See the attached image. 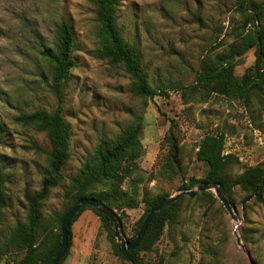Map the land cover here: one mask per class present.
Wrapping results in <instances>:
<instances>
[{
	"label": "rangeland",
	"instance_id": "1",
	"mask_svg": "<svg viewBox=\"0 0 264 264\" xmlns=\"http://www.w3.org/2000/svg\"><path fill=\"white\" fill-rule=\"evenodd\" d=\"M241 1L247 6L264 0H121L118 29L126 42L136 44L149 87L164 86L167 91L166 96L145 99L133 92V80L122 65L98 58L99 22L92 0H0V168L8 201L0 213V243L14 225L27 221L24 195L41 188L49 141L44 132L15 118L36 110L51 113L58 106L50 88L51 68L40 53L52 43L60 21L73 30L76 63L62 86L61 113L70 125L69 157L58 184L42 202L41 238L51 230L57 233L53 217L67 208L70 180L92 156L98 140L116 138L137 119L142 122L141 155L136 159L141 196L135 208L115 211L127 240L137 235L145 211L142 196L170 197L180 192L184 181L205 176L208 166L195 160V151L206 134L222 133L225 154L238 159L229 171L231 179L246 167L264 165V79L246 100L211 94L200 102V95L188 88L196 84L206 55L222 53L254 29L252 23L244 27ZM255 52L253 47L241 57L234 69L237 78L253 67ZM169 120L176 123L182 162L181 173L170 179L160 171ZM127 186L128 180L122 187ZM210 192L214 201L182 200L177 218L152 250L139 254L141 264H250L246 253L256 264H264V203L234 186L229 194L232 219ZM233 230L244 250L237 246ZM69 231L63 264H128L115 254V236L113 241L91 209H84ZM22 257V252L0 254V264H16Z\"/></svg>",
	"mask_w": 264,
	"mask_h": 264
},
{
	"label": "trees",
	"instance_id": "2",
	"mask_svg": "<svg viewBox=\"0 0 264 264\" xmlns=\"http://www.w3.org/2000/svg\"><path fill=\"white\" fill-rule=\"evenodd\" d=\"M92 2L99 22V47L96 50L98 58L107 60L111 65H122L133 80L132 90L135 94L145 99H153L156 95L166 96L167 91L164 86H158L155 90L149 87L148 77L136 44L126 42L117 27L116 12L121 0H92ZM245 5V1H241L239 5L246 15L244 27L252 23L254 29L247 31L245 35L229 44L222 53L216 55L209 53L205 56L194 82L196 84L188 87L190 91L200 95V102H206L211 94L233 99L245 98L246 100L252 90L260 87V83L264 79V1ZM247 11H251V13H247ZM73 41L72 28L66 21H60L54 26L52 43L44 47L40 53L41 58L51 68L50 88L58 99L57 108L51 113L36 110L31 113H22L15 118L23 126H32L38 131L44 132L50 144L40 190L32 195H24L28 203L27 221L14 225L8 237L0 243V254L23 253V257L16 264H51L61 241V220L78 199L91 197L106 204L114 211L124 212L125 209L135 208L139 202L138 197L141 196V176L136 159L141 155L139 135L142 130V122L137 119L116 138L101 137L98 140L92 156L85 160L81 169L70 180L71 193L67 208L60 215L53 217L57 233L54 234L52 230L47 231L48 233L41 238L43 232L39 231L42 202L46 199L50 189L58 184L60 173L69 157L70 125L64 120L61 112L62 86L76 65L73 56ZM253 47L256 48L253 67L248 68L240 78H237L234 74L235 67L241 63V57ZM197 89L201 91L197 92ZM169 121V128L164 137L166 153L162 159L160 171L170 179L181 173L182 162L180 161L176 123L173 120ZM1 128L0 125V130ZM224 146L225 137L222 133L206 134L196 147L195 160L206 163L207 172L200 180L190 178L188 181H184L178 190H192L201 182L219 183L224 188L227 200L233 205L229 194L234 186H238L248 197L254 198L253 201L263 204L264 165L246 167L239 175L231 179L229 171L239 162L234 155L225 154ZM126 180H128V186L127 189H123L122 186ZM4 184L5 176L0 168V213L8 202ZM96 189L98 190L94 191ZM203 197L214 201L213 194L207 191L192 199L181 198L169 207L162 209L148 225L143 239L136 249L121 252L114 242L115 254L127 261L128 264H141L139 254L152 250L164 228L177 218L182 200L193 202ZM166 198H169L168 194H158L153 197L142 196L145 211L137 224L136 234L148 211ZM84 209H91L100 217L114 241L112 224L109 219L90 207L79 210L74 216L68 227L69 235L71 224ZM69 247L70 236L67 251L59 264H63L69 253ZM158 264H162V261ZM254 264L256 263L254 262Z\"/></svg>",
	"mask_w": 264,
	"mask_h": 264
},
{
	"label": "water",
	"instance_id": "3",
	"mask_svg": "<svg viewBox=\"0 0 264 264\" xmlns=\"http://www.w3.org/2000/svg\"><path fill=\"white\" fill-rule=\"evenodd\" d=\"M207 191H212L214 192L216 199L219 200L225 211L228 213V215L234 219V210L232 205L230 204L229 200H227V196L225 194L224 188L221 184L219 183H207V182H201L199 183L195 189L192 190H187V191H180L175 195L170 196L169 198H166L159 202L156 206H154L152 209L148 211L146 214L139 231L137 235L135 236V239L130 241L129 239L127 240L124 237V234L121 230L122 225H121V220L117 213L108 207L106 204L102 203L99 200H96L94 198H80L76 201V203L73 205V207L64 215V217L61 220L60 223V231H61V241L60 245L58 248V251L51 262V264H59L63 256L65 255L68 245H69V232H68V227L71 223V220L74 218V216L79 212V210L85 208V207H90L104 215L109 219L113 226L114 230V235L116 238L117 243L119 244V248L121 252L125 251H131L134 250L138 247V245L141 243L143 236L148 228V225L152 221V219L155 217L157 213H159L162 209L169 207L176 201H178L182 197H188L189 199L195 198L199 194ZM233 236L236 241V244L239 248L244 250V246L241 243L240 238H238V235L235 230H233ZM246 257L250 264H254V262L251 259V256L246 253Z\"/></svg>",
	"mask_w": 264,
	"mask_h": 264
}]
</instances>
